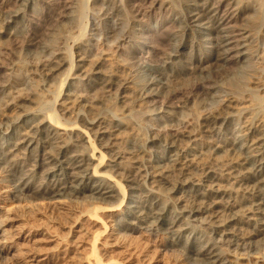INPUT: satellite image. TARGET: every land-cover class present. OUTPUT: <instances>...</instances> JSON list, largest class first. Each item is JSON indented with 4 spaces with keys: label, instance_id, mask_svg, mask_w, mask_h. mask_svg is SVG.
I'll use <instances>...</instances> for the list:
<instances>
[{
    "label": "bare ground",
    "instance_id": "bare-ground-1",
    "mask_svg": "<svg viewBox=\"0 0 264 264\" xmlns=\"http://www.w3.org/2000/svg\"><path fill=\"white\" fill-rule=\"evenodd\" d=\"M72 2L0 0V185L7 200L67 202L65 222L77 206L95 218L102 206L123 207L112 226L119 238L157 237L187 264H264V256L254 257L264 246V82L254 76L264 0ZM89 14L97 19L88 32ZM55 23L70 30L41 48ZM95 38L117 44L143 78L132 94L151 116L144 161L118 144L124 118H85L82 131L74 128L91 94L131 90L107 70L105 54L94 55ZM18 50H38L40 59L18 63ZM41 74L60 85L56 98L26 92ZM195 98L217 106L192 117L187 105ZM228 154L238 159L214 158ZM5 223L0 212V260L12 253ZM99 238L92 256L101 264Z\"/></svg>",
    "mask_w": 264,
    "mask_h": 264
},
{
    "label": "rangeland",
    "instance_id": "rangeland-1",
    "mask_svg": "<svg viewBox=\"0 0 264 264\" xmlns=\"http://www.w3.org/2000/svg\"><path fill=\"white\" fill-rule=\"evenodd\" d=\"M72 3L75 8L82 5L81 0H73ZM94 19H97L96 16H90V14L88 19L85 18V26L88 27V32L91 28L90 23ZM69 30L67 25L63 26L57 23L50 25L49 39L45 38L42 41L41 48L50 45L54 37L59 38L66 35ZM97 39L95 38L93 41L94 55L105 54L108 58L107 70L115 73L118 78L129 82L131 90L122 96V91L118 88L110 92L100 91L91 94L88 98L89 104L84 108L83 116L74 128L82 131L83 123H86L85 118L89 120L104 118L107 121L113 120L115 115L118 118H124L128 124V129L121 131L122 134L117 138L118 144H123L127 152L133 151L132 154L139 161H144L146 160L144 151L146 144L144 143L152 136L148 123L151 116L140 113L139 99L132 94L136 84L142 82L143 78L139 74L138 67L127 60L124 51H117V44L109 47L108 45L105 46L103 38L100 41ZM8 45L10 47L11 43ZM160 49L162 48L160 47ZM261 49L262 60H258L255 64L259 74H254V76L255 79L260 78L264 82V47ZM39 52L38 50L27 52L18 50L17 62L19 63L23 58L25 63L35 64L40 59ZM74 52L76 53V60L77 51ZM44 55L41 50V61L45 59ZM211 70H215V68ZM215 80L219 84L221 83V79ZM186 84L181 83L177 88H185ZM59 87V84L50 82L44 74H41L34 77L31 84L24 88H27L26 92L29 93L32 90L36 91L35 88H37L42 96H49L53 99L59 94ZM124 95L125 98L121 99ZM187 106L189 108L187 113L192 117H197L206 109H215L217 104L211 100L195 98V102H189ZM91 139L93 140L92 135ZM214 158L227 164L238 159V155H215ZM6 191V188L0 185V212L2 220L6 221L5 225H8L5 228L8 237L5 244L12 248V253L6 256L4 260H0V264H100L92 256L94 238L97 235H100L96 248L101 253V264H187L180 253L159 247L161 240L157 237L142 232L135 233L129 238H119V236L112 235L113 220L123 207L106 209L107 206H102L104 210L99 212L100 218H95L88 214H78L80 209L77 206V209L73 210L76 213L73 214L72 212L74 216L72 215L71 220L65 222L62 220L64 211L61 208L68 207L67 202L62 201L60 205L43 201L12 202L7 200ZM106 224H108L107 229L104 227ZM257 253L254 257L264 256V246H260Z\"/></svg>",
    "mask_w": 264,
    "mask_h": 264
}]
</instances>
